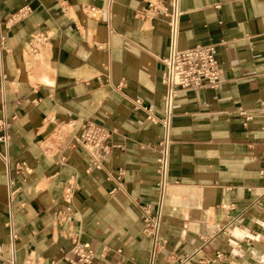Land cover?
I'll return each mask as SVG.
<instances>
[{"label":"crops","instance_id":"obj_1","mask_svg":"<svg viewBox=\"0 0 264 264\" xmlns=\"http://www.w3.org/2000/svg\"><path fill=\"white\" fill-rule=\"evenodd\" d=\"M147 6L0 0V264H70L75 241L92 264H264V0ZM208 43L220 87L168 101L164 59ZM87 119L114 132L99 167Z\"/></svg>","mask_w":264,"mask_h":264},{"label":"built area","instance_id":"obj_2","mask_svg":"<svg viewBox=\"0 0 264 264\" xmlns=\"http://www.w3.org/2000/svg\"><path fill=\"white\" fill-rule=\"evenodd\" d=\"M148 16L170 18L173 21L181 13V0H148L145 9ZM218 44H197L186 49H173L164 59L167 75L164 79L168 85L166 99L173 101L179 93L203 88L218 89L223 82L222 64L217 59ZM5 123L0 120V129ZM113 131L103 124L87 119L75 129L74 136L79 145L83 146L94 158V164L111 154L116 145L113 143ZM123 174V172H121ZM146 233H152L157 225L149 209L145 210ZM71 252L77 258L65 259L70 264H92L95 253L89 243L75 241Z\"/></svg>","mask_w":264,"mask_h":264}]
</instances>
